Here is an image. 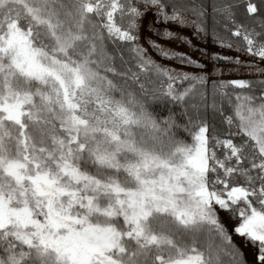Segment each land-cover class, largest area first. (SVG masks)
<instances>
[{"label":"snow or ice","instance_id":"1","mask_svg":"<svg viewBox=\"0 0 264 264\" xmlns=\"http://www.w3.org/2000/svg\"><path fill=\"white\" fill-rule=\"evenodd\" d=\"M212 7L0 0V264H264V0ZM210 94L220 123L150 111Z\"/></svg>","mask_w":264,"mask_h":264},{"label":"trees","instance_id":"2","mask_svg":"<svg viewBox=\"0 0 264 264\" xmlns=\"http://www.w3.org/2000/svg\"><path fill=\"white\" fill-rule=\"evenodd\" d=\"M202 2L204 3V7L206 10L205 19L207 21L209 28L212 29L213 25H215V27L217 28L221 27L224 21L223 19L219 18L221 17V15L218 13V11H214L212 7V0H202ZM192 14L194 18L200 15L199 9L196 5L193 6ZM238 16L240 19H243L242 6H241V11L238 12ZM212 81H213V86H215L216 79H212ZM211 99H212L211 94L209 95L207 101L200 99L198 96L197 97L189 96L185 100H176L174 98H157L154 100L150 99L149 106H150V111L154 115L158 117H164V116H168L169 114H173L181 124H185L188 120V113L193 111L192 105H193V101H195L196 105L200 107L201 115L205 116L206 119L209 121H215L216 123H220L222 120L220 110L218 109L214 110L210 106L207 108L202 107V105L206 103H210ZM217 103L218 105L222 104L223 109L226 110H231L233 107L232 103H230V98H224L221 100L219 97H217ZM191 128L192 126L189 125L186 128L182 127L179 129L181 136L184 139H186L188 142H191L193 139L192 131L190 130ZM243 256L244 254L241 253L242 258Z\"/></svg>","mask_w":264,"mask_h":264},{"label":"rangeland","instance_id":"3","mask_svg":"<svg viewBox=\"0 0 264 264\" xmlns=\"http://www.w3.org/2000/svg\"><path fill=\"white\" fill-rule=\"evenodd\" d=\"M222 19V17H219ZM213 32L208 35V37H202L200 35H197L193 31L185 30V36L183 39L188 40L190 37V41L188 43H180L179 47L182 51L188 52L193 57H200L203 56L204 63L206 64V71H210L213 68V63L209 60V56L207 53L204 52V46L209 45L212 43V37ZM156 39L163 40L164 38L161 36H156ZM198 45L200 46L198 49ZM215 59L214 57L212 58ZM194 71H199V68H194ZM236 75H243L247 77H254L255 74L248 73V72H235L233 69H229L227 72L223 74V78L230 79ZM211 79H216V77L213 75L211 76ZM234 239L239 240L241 239L239 236H234Z\"/></svg>","mask_w":264,"mask_h":264}]
</instances>
